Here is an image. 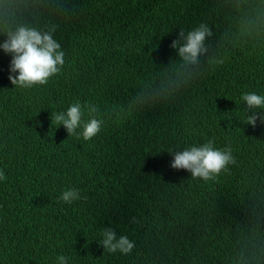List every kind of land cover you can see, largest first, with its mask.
<instances>
[{
  "label": "trees",
  "instance_id": "trees-1",
  "mask_svg": "<svg viewBox=\"0 0 264 264\" xmlns=\"http://www.w3.org/2000/svg\"><path fill=\"white\" fill-rule=\"evenodd\" d=\"M62 2L67 12L54 21L61 74L13 86L11 55L0 49V264H58L59 255L68 264H264V122L247 124L241 99L264 95V42L222 40L239 15L224 0ZM202 22L225 62L209 68L201 57L188 85L131 107L179 61L170 47L178 32ZM77 101L104 120L87 141L51 122ZM209 139L236 160L215 180L170 167L176 151ZM69 188L83 198L60 200ZM106 227L133 250H104Z\"/></svg>",
  "mask_w": 264,
  "mask_h": 264
},
{
  "label": "clouds",
  "instance_id": "clouds-1",
  "mask_svg": "<svg viewBox=\"0 0 264 264\" xmlns=\"http://www.w3.org/2000/svg\"><path fill=\"white\" fill-rule=\"evenodd\" d=\"M224 4L239 14L223 34L222 40L232 44H257L264 42V0H224ZM67 12L62 0H0V34L6 36L0 42V49L11 55L8 79L13 86L28 89L34 85H44L50 77L61 74L65 65V52L54 38L58 24L55 18ZM214 33L207 23H200L185 32L181 29L170 47L176 49L179 61L164 72L155 84H146L131 100L130 106H145L165 99L188 85L200 74L201 57H205L209 68L222 65L225 57L214 53L208 43ZM16 75H13V74ZM241 99L251 110L246 123L256 126L259 118L264 122V95L245 92ZM84 109L88 119L84 120ZM100 110L94 104L81 105L72 103L66 111L54 113L52 123L63 125L69 135H76L87 141L96 136L104 123L99 118ZM81 131L77 133V129ZM171 152V149H169ZM236 160L230 147H214L209 139L201 145H192L173 155L170 167L184 169L191 173L193 179L205 182L215 180L221 172H226ZM6 175L0 170V180ZM78 189L69 188L62 192L60 200L71 203L80 200ZM99 243L109 253L119 251L129 254L134 242L127 236L117 237L116 231L106 227L102 231ZM241 255L246 250L241 240ZM58 264H68L64 255L57 256Z\"/></svg>",
  "mask_w": 264,
  "mask_h": 264
}]
</instances>
